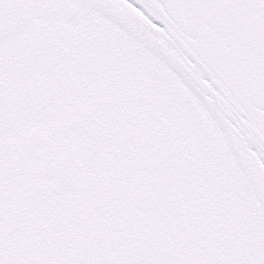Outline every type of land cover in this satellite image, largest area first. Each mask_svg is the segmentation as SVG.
<instances>
[{
    "label": "snow or ice",
    "instance_id": "1",
    "mask_svg": "<svg viewBox=\"0 0 264 264\" xmlns=\"http://www.w3.org/2000/svg\"><path fill=\"white\" fill-rule=\"evenodd\" d=\"M0 264H264V0H0Z\"/></svg>",
    "mask_w": 264,
    "mask_h": 264
}]
</instances>
